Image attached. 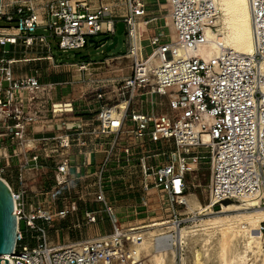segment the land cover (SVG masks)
<instances>
[{
  "label": "built area",
  "instance_id": "1",
  "mask_svg": "<svg viewBox=\"0 0 264 264\" xmlns=\"http://www.w3.org/2000/svg\"><path fill=\"white\" fill-rule=\"evenodd\" d=\"M121 1L120 7H115L117 1L115 4L99 2L91 7L83 0H47L39 18L32 0H1L0 140L10 136L20 145L27 146L28 128L47 113L45 98L39 97L37 92L40 87L38 77L33 74L15 76L13 72L15 64L27 60L25 55L13 54L17 46L24 51L38 47L49 49L46 35L32 34V30L47 29L58 48L68 50L84 47L87 37L109 35L111 38L116 32V23L122 21L127 38L126 52L101 60L65 63L80 73L75 82L89 84L82 97L98 102V110L91 115L93 123L86 125L91 128L87 132L76 131L74 140L67 136L37 137L42 154L45 157L61 154L63 148L72 144L89 146L90 152L104 153V168L114 157L115 148L120 146L127 173L136 172L130 169L131 163L137 161L143 191L160 188L172 203L180 204L177 198L185 192V176L192 171L186 160L196 148L204 146L210 152L208 187L213 198L242 202L255 199L258 206H264V70L261 68L264 61V0H249L253 53L221 47L214 59L216 65L189 51L204 40V26L212 27L218 16L212 0H165L175 33V40L168 41H161V37L172 38L171 27L161 13V3L152 14L148 13L146 0ZM159 20L163 23L153 26L157 32L149 36L152 51L141 58V40L148 32L149 24ZM139 21L144 24L142 29ZM164 26L167 32H163ZM6 43L11 46L9 55L3 47ZM154 53L159 59L155 65L147 61ZM123 59H129L130 63L123 65ZM125 68L131 73L124 74ZM153 95L166 98L165 109H144L146 101L151 106L162 105ZM59 103L62 106L58 110L54 109V102L49 105L51 115L73 109L71 102ZM205 115L212 117L211 124L203 121ZM197 123H200L198 132L194 129ZM203 132L208 134L210 142H203ZM129 135L137 140L134 148L120 143ZM163 140L172 142L174 153H178L176 162L172 159L155 162L154 157L164 152L148 153ZM150 144H154L151 149ZM28 146V150L37 149L32 144ZM35 158L33 155L24 160L23 165ZM68 162L64 159L56 169L65 173ZM56 180L58 183L63 181ZM7 184L12 191L14 213L18 219L16 246L12 254L5 255L10 264H117L125 258L126 236L120 232L115 219H111L112 231L53 242L48 240L46 233V228L53 226V216L48 213L50 201L36 202L26 213L25 190ZM95 199L102 201L110 212L105 201V182L100 176L96 181ZM65 213V210H59L57 217L61 218ZM85 216L89 222L96 221L93 212L86 211ZM21 220L25 221L27 238L20 228ZM261 230L264 231V222ZM30 239L33 244L29 243ZM128 262L126 264H143L141 260Z\"/></svg>",
  "mask_w": 264,
  "mask_h": 264
},
{
  "label": "crops",
  "instance_id": "2",
  "mask_svg": "<svg viewBox=\"0 0 264 264\" xmlns=\"http://www.w3.org/2000/svg\"><path fill=\"white\" fill-rule=\"evenodd\" d=\"M83 1L87 2L91 7H95L99 2L105 4L111 3L108 0ZM32 2L36 6L39 3L35 2V0H32ZM40 8L41 12L43 6H40ZM164 16V18H167L166 15ZM16 17L17 16L14 15V19H16ZM166 24L168 25V19L166 20ZM13 54L19 57L24 55L27 57V60L19 62L20 65H23V70H18V64L13 66L14 75L21 76L24 74H33L38 77L40 87L37 92L39 97L45 98V107L47 109V113L43 114V118L34 121L28 128L27 139L33 146H36L37 149L28 150L29 146L20 145L16 139L11 138L10 136L0 140V163L2 168L4 171L13 170L15 172L14 177H7V179L15 181V186L17 188L25 190L24 211L28 213L33 209L36 202H39L33 201L34 199L32 197H38V195H40L39 193L42 192H49L44 189V191L40 189L45 186V180L48 178L53 180L60 178L59 180L66 181V186L63 187V189L56 191L53 190L51 192L52 203L49 205L50 210H48V213L51 214L52 212L51 215L56 217L59 210H65V215L61 218L57 217V219L61 220V223L66 228L76 227L81 224H89L91 227L97 228L102 226V229H99V231L95 230L87 233L85 235L86 237L107 232L108 230L104 227V222L107 218H109L110 222L113 218L119 224V218H121L122 215H119L118 213H122L124 211H134L136 213L137 209H139V212L148 211L149 208L147 206L146 198L149 195L143 194L140 202H131L128 204L114 203L111 196L116 197V195H113L112 193H108L106 195V188L110 187L112 190L115 185V187H117V184L121 183L126 184L125 187H128V182H136L139 178V175L125 172L128 167H125L126 164L124 154L120 152V146L115 148L114 157L105 165L104 168L102 165L104 153L90 152L89 146L76 147L72 144L73 146L63 148L61 154H54L50 157H45L42 154L41 150L38 148L37 137L41 135L55 137L67 136L68 138L74 140L76 131L82 130L83 132H87V130L91 128V126L86 125L93 123L91 122V115L98 110V102L94 100H86V98L82 97L83 90L88 87L87 83L83 82V84H80L81 82H75V80L80 78V73L74 68L71 70L67 65H65L67 62L55 61L54 57L49 52V49L46 50L38 47L35 48V50L24 51L22 47L17 46V48L13 51ZM77 87L78 90H76ZM40 101H42V99ZM60 101L71 102L73 109L69 112L51 115L48 111L49 105L54 102L56 103L54 106L57 109L60 106ZM62 121H64L63 125ZM120 143L121 145H129L131 148H134L137 140L134 137L128 139L125 137L124 140L120 141ZM85 144L88 145L87 142H85ZM133 151H135V149ZM33 155H36V158L24 163L23 165V161L30 159ZM99 155H101L100 159H98ZM64 159H67L69 162L67 170L62 174L56 169V167L57 164ZM80 169L82 173H80ZM83 171L85 173H83ZM92 176L95 180V186L98 176L102 177L104 180L105 201L110 212L106 209L105 204L102 201H97L95 199L96 196L85 199L83 198L84 193H78L79 197L82 198H76L74 195L75 193L70 191V185H73V181H76L79 184L81 179L83 181L85 179L89 180V177ZM41 182L44 183L41 184ZM133 185L134 184L130 183V188H133ZM76 192H79V189H77ZM94 194L96 195V191H94ZM72 205L74 208L71 207ZM86 211H90L95 214V222L87 221L85 216Z\"/></svg>",
  "mask_w": 264,
  "mask_h": 264
},
{
  "label": "bare ground",
  "instance_id": "3",
  "mask_svg": "<svg viewBox=\"0 0 264 264\" xmlns=\"http://www.w3.org/2000/svg\"><path fill=\"white\" fill-rule=\"evenodd\" d=\"M212 2L218 16L212 27L204 26V40L189 51L205 61H213L215 65L214 59L221 47L252 54L254 44L249 0ZM43 11L44 5L40 14L38 13L39 18L42 17ZM166 16L173 37L175 33L169 14L166 13ZM138 24L140 29L144 27L142 21ZM147 61L153 65L159 63L155 53L150 55ZM261 68L264 70V61ZM59 104L57 109L54 106L55 110L61 108L62 104ZM113 112L114 109L111 110L112 114ZM212 120L209 115L203 118V121L209 124ZM194 129L198 132L200 123L195 124ZM202 140L204 143L210 142L206 132L202 133ZM177 154L176 152V156ZM188 166L193 169L195 163L191 162ZM209 197L210 202L202 204L195 192L190 191L179 196L185 203L184 211L194 213L197 217L192 225L180 227L171 223L134 231L130 235L121 228L120 232L128 235L129 241L123 251L125 258L117 264H126L129 260H141L143 264H175V246L179 243L190 252V255L181 257L182 264H264V232L261 230L264 206H258L255 199L242 202L216 200L212 194ZM214 206H220L221 210L212 215Z\"/></svg>",
  "mask_w": 264,
  "mask_h": 264
},
{
  "label": "rangeland",
  "instance_id": "4",
  "mask_svg": "<svg viewBox=\"0 0 264 264\" xmlns=\"http://www.w3.org/2000/svg\"><path fill=\"white\" fill-rule=\"evenodd\" d=\"M4 2H10V0H3ZM47 0H35V2H39L38 5L36 6L37 12H40V6L42 7L43 4ZM110 2H113L112 4H115L114 1H117L115 7H120L122 5L121 0H108ZM119 3V4H118ZM146 8L148 9V13L154 14L158 4L161 3V13L162 15H166L167 10L165 7V0H146ZM12 9V8H11ZM165 17V16H164ZM167 20V18H165ZM15 23V22H14ZM13 23V24H14ZM163 23V20L155 21L151 24H149V30L148 32H145L142 40H141V50H140V56L141 58H144L147 56L151 51H152V45L150 43L149 36L156 33L157 30L153 27L155 25H160ZM5 24V23H4ZM9 24V23H6ZM163 32H167L168 29L167 27H162ZM32 34H44L46 35L47 42L49 44V52L52 54L54 57L55 61L57 62H79V61H86V60H101L105 56H111V55H117V54H122L127 51V38L125 33H121L118 35L117 42L116 44L109 50H106V45L111 41V38H109L106 43L98 48H94V45L88 41L90 37H87V42L84 47L77 48V49H68V50H62L58 48L56 40H53L52 38L49 37V31L47 29L43 28H36L31 31ZM103 35H95V39H100ZM175 36L172 38L170 37H161V41H168L173 39ZM4 49L8 50V53L6 55L11 54V47L8 43L3 45ZM130 63L129 59H123L122 64L127 65ZM18 64V70L21 71L23 70V65ZM124 74L131 73V71L128 68H125L123 71ZM86 83V82H85ZM80 84H83L81 82ZM86 85V84H85ZM89 85V84H87ZM78 90V87L77 89ZM154 99L157 100L158 102H161L162 105H153L151 106L148 101L144 103V108L146 107L147 109L151 110L153 109L154 111H159L160 109H165L166 105V98L162 96H157L153 95ZM133 136H126V138H131ZM17 141V140H16ZM18 142V141H17ZM27 144H30V142H26ZM28 146V145H27ZM154 144H150L149 148H153ZM196 151L189 156V158L186 160L189 163L194 162L195 166L192 167V171L187 172L185 179L187 183V188L185 189V193L187 192H195L201 201L202 204H206L210 202V190L208 187V182L210 178V152L208 151V148L204 146H200L195 149ZM159 152H164V154H160L159 156L154 157L155 162H165L169 159H172L173 161L176 162L177 156L176 153H174V147L171 141H161V143H158L156 145V148L154 150H148L149 154L152 153H159ZM103 155V154H102ZM101 155L98 156V159H100ZM193 157H196L195 161L193 160ZM133 166L131 170H134V175H139V169L137 167V161H134L131 163ZM125 167H127L125 165ZM114 169V168H113ZM128 170L126 168L125 172ZM108 172V171H107ZM80 173H82L80 169ZM83 173H85L83 171ZM129 173V172H128ZM0 175L3 177L12 188L18 189L15 185L16 182L13 180H8V178H12L15 176V172L13 170L9 171H4L2 168V165L0 163ZM90 179H85L84 181L81 179L79 181V184L75 181H73V185H70V191L72 193H75V197L78 198L79 194L84 193L83 198L89 199L93 198V196H96L94 194V191H96V186L94 184V179L93 176L89 177ZM44 182H41V184ZM45 186H43L40 189H44L45 191L49 192H42L39 193L38 197H32L34 200L33 201H39L41 203L45 202V200L50 201V204L52 203V191L60 190L63 189L66 185V181H61L60 183L57 182V180H53L48 178L45 180ZM109 183V182H107ZM130 183L134 184L133 188H130ZM128 187L124 184H117V187H113L111 190L110 187L106 188L108 193H112L115 196H111V199L114 200V203H138L141 200V197L144 195H149L146 198L147 201V206H148V211H143L139 212V209H137V212L135 213L134 211H124L122 213H118L119 215H122L121 218H119V226L122 229L126 230V234L130 235L134 231L138 230H143V229H149L152 227L160 226V225H168L171 223H176L178 226L182 227L185 225H192L193 220L196 219L194 213H187L184 211L185 208V203L183 200H180L178 197V200H180V204L177 203H172L170 198L168 197L167 193L160 189V188H151L148 191H143L142 187L140 185V180L139 178L137 179L136 182H128ZM44 185V184H43ZM21 189V188H20ZM79 189V192H76V190ZM43 190V191H44ZM111 190V191H110ZM129 190V191H128ZM90 192V193H89ZM82 198V197H79ZM145 199V198H144ZM82 200V199H80ZM52 208V207H51ZM146 208V207H144ZM50 210V208L48 209ZM221 208L220 206H214L212 208V215H215L218 211H220ZM52 214V212H51ZM53 216V215H52ZM52 228H46V233H47V238L50 241H61V240H72L75 238H81V237H86L85 235L91 231H95L99 229H102V226L100 228L98 227H91L89 224H81L76 227H70L66 228L63 226L61 223V220L57 219V216L52 217ZM104 227L108 231H112V225L111 222L109 221V218L105 220L104 222ZM20 228L24 232L27 238V233H26V225L25 221L21 220L20 221ZM94 229V230H93ZM107 231V232H108ZM264 232V231H263ZM125 237V244L123 251L126 249L129 241V236ZM30 244H33V240H28ZM178 248V249H177ZM180 253V254H179ZM184 255H190V252L188 249L182 247L180 243L175 246V264H182V258ZM182 257V258H181ZM181 261V262H180Z\"/></svg>",
  "mask_w": 264,
  "mask_h": 264
},
{
  "label": "water",
  "instance_id": "5",
  "mask_svg": "<svg viewBox=\"0 0 264 264\" xmlns=\"http://www.w3.org/2000/svg\"><path fill=\"white\" fill-rule=\"evenodd\" d=\"M1 8V0H0ZM116 32L111 41L106 45V50L111 49L117 42L118 35L123 33L124 23H116ZM109 35H103L100 39L90 37L88 41L98 48L106 43ZM18 219L14 213V198L7 182L0 176V264H10L5 255L12 254L16 246V233Z\"/></svg>",
  "mask_w": 264,
  "mask_h": 264
}]
</instances>
